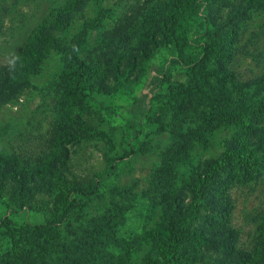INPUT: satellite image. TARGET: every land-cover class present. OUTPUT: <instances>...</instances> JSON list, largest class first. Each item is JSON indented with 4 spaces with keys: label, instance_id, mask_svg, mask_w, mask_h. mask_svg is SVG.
Instances as JSON below:
<instances>
[{
    "label": "rangeland",
    "instance_id": "1",
    "mask_svg": "<svg viewBox=\"0 0 264 264\" xmlns=\"http://www.w3.org/2000/svg\"><path fill=\"white\" fill-rule=\"evenodd\" d=\"M73 1L0 0V66L9 67L14 80L0 105V153H11L10 147L23 145L24 137L54 125L60 134L51 151L55 157L60 153L59 159L65 152L67 160L62 165L57 160L56 165L50 163L51 156L37 161L33 172L42 169V176L45 171L52 175L45 186L48 192L38 193L34 203L41 198L50 207L56 178L74 180L90 191L81 198L78 211L72 207L63 217L61 211L52 212L57 214L53 228L58 237L65 234L69 239L66 230L89 222L100 209L107 214L115 207L109 232L116 241L106 247L112 264H144L154 252L153 231L167 210L165 193L186 198L196 167L218 157L234 140L260 162L247 170L234 166L223 194L231 209L217 228L233 229V250L248 255L246 264H264V0H158L132 30L115 40L107 38L106 31L130 0H87L79 14L54 29L53 47L28 37L31 29L49 20L51 10ZM207 13L216 19L213 37L204 24ZM101 52L111 62L94 66ZM70 56L90 64L91 82L101 81L108 90L88 103L102 122L91 117L73 90ZM216 71L224 72L223 82L215 77ZM138 88L146 93L147 110L125 134L129 124L120 110ZM220 93L229 97L221 106ZM252 105L256 118L249 125L216 119L217 107L237 110ZM178 144L174 176L164 185L157 168L164 166L167 150ZM116 157L121 160L109 169L110 159ZM7 201L2 193L0 264H6L11 252L5 224L48 221L42 210H11ZM208 220L190 225L192 238L179 264H205L214 254L198 232L211 227ZM56 260L55 256L50 264Z\"/></svg>",
    "mask_w": 264,
    "mask_h": 264
},
{
    "label": "trees",
    "instance_id": "2",
    "mask_svg": "<svg viewBox=\"0 0 264 264\" xmlns=\"http://www.w3.org/2000/svg\"><path fill=\"white\" fill-rule=\"evenodd\" d=\"M86 1L74 0L66 7L51 10L49 20L43 25L31 29L28 37L40 40L50 48L53 47L52 33L54 29L79 14ZM156 1L158 0H130L125 10L106 31L107 38L110 40L120 39L132 30ZM203 20L208 34L211 37L216 36L215 17L207 13ZM68 60L73 66L71 71L73 90L76 96L87 104L89 114L96 120L98 114L88 103L93 101L97 94H105L108 90L104 89L101 81L91 82L92 67L90 64L79 61L73 56L68 57ZM110 62L111 58L101 52L95 55L93 64L102 66L109 65ZM10 74L9 67L0 66V105L8 99L7 96L13 90L14 80ZM214 75L223 82L224 72L216 71ZM144 97H146V93L142 89H135L130 101L126 102L120 110L121 116L129 124V127L126 126L125 134L128 133V128H134L136 124H139V117L145 114L147 109L143 104ZM217 99L221 101L220 106L222 102L229 101V97L224 93L218 94ZM255 109L256 105L237 110H223L222 108L220 110L217 107L215 115L216 119L222 123L249 125L255 121L256 115L253 114ZM135 116L136 121H133ZM98 119L99 122L103 121L102 118ZM83 127L87 130L91 128L87 124ZM59 132L60 128L53 125L45 131L24 137L23 145H17L15 149L10 147L11 153H0V195L6 193L8 196L7 206L11 210L22 207L29 210H42L41 213L45 218H48L45 223L34 225L23 224L9 227L8 224H5L7 230L5 235L8 238L7 242L10 244L11 251L6 264H16L14 262L18 264H50L55 256L57 260L54 264H112V255L106 247L116 241L113 231H109L115 224L112 220L116 217L115 210L117 208H112L114 212H109L111 209H108L107 214L104 209L103 211L102 209L98 210L95 216L89 217V222L78 223L66 230L67 235L71 233L70 238L66 239L67 237L64 238L65 234L62 238L58 237L57 230L53 228L54 223L58 220L57 214L53 216L52 212L61 211L63 217L67 211L71 214L72 207L78 211L76 208L79 207L81 198L89 194L90 191L87 192L74 180L69 182L56 178L53 180L55 184L52 183L56 190L50 198V207H47L48 201L41 200V198L37 200L39 201L38 205L34 203L38 193L48 192L45 186L50 185V175H52L51 173L46 176L47 172L45 171L42 176V169L36 174L37 161L40 158L51 156L50 163L56 165L57 160L59 165H62L64 160H67L65 152L61 153V159H59L60 153L55 157L54 155L57 153L51 151V148L57 145ZM77 139L78 137L75 138V140ZM177 152L179 153V144L174 149L167 150L164 166L157 168L159 182L164 185H170L174 176ZM119 160L121 157L111 158L109 169L114 168ZM259 162L257 157L249 158L247 151L233 140L218 157L205 160L200 168L196 167L186 198L180 197L176 192H166L167 210L159 229L153 231L154 252L144 258V264H179L183 248L192 238L193 230L190 229V225L193 221L207 217L209 218L207 223L211 227L198 229V232L203 240L210 244V249L214 254H211L205 264H246L248 255L244 251L233 250L232 241H230L235 235L233 229L229 226L217 227L227 220L231 209L229 200L223 194L234 166L240 170H247L257 166ZM31 169H35L34 172ZM46 213L48 214L46 215ZM6 221L8 220L6 219ZM216 223L217 225H215ZM228 250L233 251L229 252ZM252 264H258V261Z\"/></svg>",
    "mask_w": 264,
    "mask_h": 264
}]
</instances>
